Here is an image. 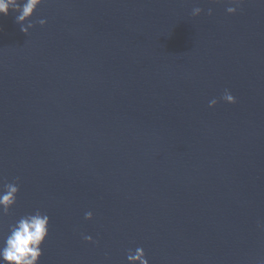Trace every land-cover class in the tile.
Returning <instances> with one entry per match:
<instances>
[{
	"label": "water",
	"instance_id": "water-1",
	"mask_svg": "<svg viewBox=\"0 0 264 264\" xmlns=\"http://www.w3.org/2000/svg\"><path fill=\"white\" fill-rule=\"evenodd\" d=\"M17 15L0 16V189L19 186L0 247L39 210L40 264H264V0H44L28 35Z\"/></svg>",
	"mask_w": 264,
	"mask_h": 264
},
{
	"label": "clouds",
	"instance_id": "clouds-1",
	"mask_svg": "<svg viewBox=\"0 0 264 264\" xmlns=\"http://www.w3.org/2000/svg\"><path fill=\"white\" fill-rule=\"evenodd\" d=\"M215 3L216 0H209ZM44 3V0H0V16H7L11 11L18 13L16 23L20 25V31L28 35L29 29L33 28L30 19L36 9ZM229 5L239 6L244 0H227ZM226 11L229 14H235L236 7H228ZM201 9L194 8L193 16H199ZM211 15V10H209ZM40 26H44L46 21L40 19ZM221 99L228 104H235L233 95L225 90ZM217 100L209 102V107H215ZM19 192L18 181L6 183L0 189V216L8 215L10 209L16 204V197ZM85 219L91 221L92 213H85ZM50 218L46 213L37 210L34 214H28L21 217L10 226L9 234L5 237L3 246L0 247V264H40L42 256V245L49 235ZM87 242L93 243L91 236L83 237ZM129 264H148L145 253L142 248H137L135 253L129 252L127 255Z\"/></svg>",
	"mask_w": 264,
	"mask_h": 264
}]
</instances>
